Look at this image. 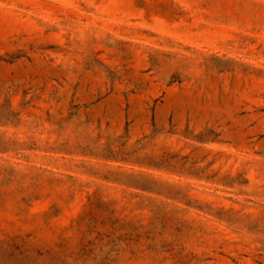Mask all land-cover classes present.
Listing matches in <instances>:
<instances>
[{
    "label": "rangeland",
    "instance_id": "rangeland-1",
    "mask_svg": "<svg viewBox=\"0 0 264 264\" xmlns=\"http://www.w3.org/2000/svg\"><path fill=\"white\" fill-rule=\"evenodd\" d=\"M0 264H264V0H0Z\"/></svg>",
    "mask_w": 264,
    "mask_h": 264
}]
</instances>
